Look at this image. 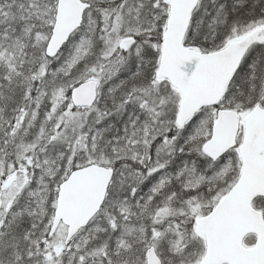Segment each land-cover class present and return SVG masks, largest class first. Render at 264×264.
<instances>
[{"label":"snow or ice","instance_id":"obj_1","mask_svg":"<svg viewBox=\"0 0 264 264\" xmlns=\"http://www.w3.org/2000/svg\"><path fill=\"white\" fill-rule=\"evenodd\" d=\"M0 264H264V0H0Z\"/></svg>","mask_w":264,"mask_h":264}]
</instances>
